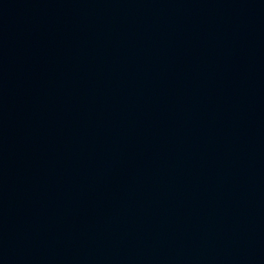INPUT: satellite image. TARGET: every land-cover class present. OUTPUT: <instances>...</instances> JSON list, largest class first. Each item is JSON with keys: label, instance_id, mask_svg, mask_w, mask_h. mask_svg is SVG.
I'll return each instance as SVG.
<instances>
[{"label": "water", "instance_id": "1", "mask_svg": "<svg viewBox=\"0 0 264 264\" xmlns=\"http://www.w3.org/2000/svg\"><path fill=\"white\" fill-rule=\"evenodd\" d=\"M0 264H264V0H213L90 109L0 218Z\"/></svg>", "mask_w": 264, "mask_h": 264}]
</instances>
